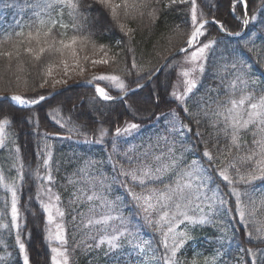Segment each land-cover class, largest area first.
<instances>
[{
  "label": "snow or ice",
  "instance_id": "obj_1",
  "mask_svg": "<svg viewBox=\"0 0 264 264\" xmlns=\"http://www.w3.org/2000/svg\"><path fill=\"white\" fill-rule=\"evenodd\" d=\"M15 2L0 0V7L12 8ZM160 3L161 0H83V3L81 0H30L26 6L34 9V19L27 23L16 21L11 28H0V60L7 61L6 70L11 73L4 82L5 86L0 88L5 93L0 96V149L7 152L5 162L10 161L7 169L0 164V192L7 194L0 201V237L5 232H15V244L23 264H31L22 238L27 226V218L22 213L26 209L20 205L27 178L17 138L9 131L14 121L3 106L21 112L29 109L23 120L33 124L38 132V116H34L31 109L54 97L55 93H26L36 92L45 86L55 89L57 85L67 84L74 71L83 75L89 63L92 68L108 66L119 55V52H113V48L124 44L122 38L116 39L114 45L98 42L96 32H85L88 18L93 19L101 35L119 29L129 37L130 43L135 29L124 21L148 17L154 24L161 19V9L157 7ZM183 4L189 5V19L185 21L187 31L180 25L175 26V31L184 39L171 59L158 67L145 69L133 56L131 68L126 66L124 71L128 76L135 75V79L126 81L118 74L98 72L84 81L94 88L100 100L119 101L127 110L137 112L138 109L129 102L131 97L149 86L146 81L155 83L162 69L179 67V83H182L183 89H180L179 83L171 86L169 103L182 109L188 123L178 118L175 108L170 110L166 116L165 131L168 135L158 137L168 146L167 151L153 154L155 166L145 163L134 168L118 167L114 160V155L119 152L120 139L137 133L141 127L139 123L124 121L122 125H115L113 132L101 125L96 129L95 136L90 138L89 133L69 125L62 118L57 119L61 128H67L69 139L77 135L84 137L82 143L85 144H106L109 137H114L112 151L107 155L114 175L108 177L104 172L94 174L95 165L102 161L85 160L78 170L82 183L76 179L68 181L76 187L66 208L61 195L55 191L54 172L58 169L53 163L54 148L47 139L59 134H43L45 142L37 153V168L29 173L36 186L35 195L29 196V202L34 200L38 205V218L42 220L43 239L51 252V264H70V225L73 233L87 230L85 237L95 242L87 247L103 248V255L110 257L114 264H185L181 260L182 250L195 239V230L223 223L218 220L223 215L233 220L238 217L248 242H256L254 246L239 248L242 264H264V247H260L264 245V221H256L254 210H249V204L255 203L253 193L256 182H264V76L260 79L255 76L257 65L264 68V43L258 45L256 39H249L245 31L256 22L257 16L249 13L247 0H230V13L239 20V28L232 29L226 22L215 17L208 19L202 11L198 12L197 0H167L163 7L179 11V5ZM238 5L242 8L238 9ZM65 10L71 23L63 20ZM209 26L215 28L216 35L209 31ZM69 28L71 35L67 32ZM218 36L242 38L244 43L228 39L221 47ZM259 39L264 41V37ZM232 43L237 46L230 47ZM127 51L134 50L128 47ZM178 55L183 56L182 63L186 67L172 64ZM25 56L35 62L33 67L36 68L38 81L34 80L31 85L27 75H21L27 63L23 59ZM97 56L99 58H95ZM57 64L62 66V75L68 79L53 77ZM209 69H215L224 91L221 93L219 89H214L217 96L209 98L207 108L201 104L200 110L193 111L189 102ZM0 81H3L2 75ZM100 82H104V86ZM13 87H23L25 91H14ZM112 88L118 91V95L111 94ZM152 97L153 104L158 106L161 99L159 91L154 89ZM204 119H207L213 132L209 134V139H205L204 133L197 127L194 135L204 144L200 152L196 144L186 145L191 140L189 133L193 132L189 125L194 123L199 126ZM248 132L253 136L251 148L247 147L243 135ZM221 135L227 141L224 148L218 146ZM178 145L182 149L179 154ZM233 149L236 150L235 155ZM241 149L246 151L241 154ZM128 150L133 149L130 146ZM195 152H200V155H194L186 163V154ZM13 170L15 175L6 174ZM219 181L225 183L227 194L221 191ZM113 185L123 189V193L115 198H111ZM238 185H243V190ZM229 195L235 198L234 212L229 204ZM128 204H131V210L125 215L124 208ZM261 204H264V199ZM80 205L87 207L80 210ZM69 215L70 220L67 219ZM250 223L257 224L254 233L248 228ZM144 228L158 235L159 241L155 236L146 237ZM218 231L221 233L218 241L227 240L231 244L228 229L218 228ZM28 238H31V233H28ZM222 255L223 250L218 249L214 255L203 257V264H220ZM8 256L7 251L0 254V264H7ZM200 259L194 256L191 264H200Z\"/></svg>",
  "mask_w": 264,
  "mask_h": 264
},
{
  "label": "trees",
  "instance_id": "obj_2",
  "mask_svg": "<svg viewBox=\"0 0 264 264\" xmlns=\"http://www.w3.org/2000/svg\"><path fill=\"white\" fill-rule=\"evenodd\" d=\"M29 2L30 0H16L15 6L12 8L0 7V28H11L14 26V22L16 21L27 23L30 19H34L35 17L32 15L34 9L26 6ZM247 2L250 14H254V7H261L260 12L262 17H257L256 22L250 24L246 30L248 38L256 39V43L259 45L264 43V41L259 39L260 37H264V7H262V5H264V1L247 0ZM81 3H83V0H81ZM166 3L167 0H161V3L157 5V7L161 9V19L157 20L154 24L148 19V17H144L143 19L137 17L134 21H124L135 29L130 43L129 37L124 36L119 29H115L112 32H105L101 35L93 19L89 17L85 23V32H96L95 39H97L100 43L114 45L116 39L122 38L124 40V44L119 48H113V52H119V55L116 57L114 63H111L108 66L96 67L98 68L97 70L88 71L84 76L73 77L70 79V84H76L80 81L89 79L92 76L91 72L94 71L118 74L126 81L135 79V75L128 76L124 71L126 66L131 68L133 56H135L137 63L144 66L145 69L158 67L166 56L174 52L182 45L184 37L175 31V26L180 25L184 31H187L185 21L189 19L188 4L179 5L180 10L177 11L173 9H165L163 5ZM197 4L199 6L198 12L202 11L208 19L215 17L218 20L226 22V24L232 29L239 28V21L235 20L230 13V0H197ZM240 8V5H238V9ZM237 12L240 13L239 10ZM63 20L65 23H71L70 18L67 15V10H65ZM57 30L63 31L62 29ZM209 31L212 32L213 35H216L215 28L209 26ZM67 32L68 35H71V28H69ZM218 39L221 40V47H223V44L228 39L240 40L241 44L244 43L242 38H227L218 36ZM236 46L237 45L235 43L230 45L232 48H235ZM128 47H131L134 51H127ZM89 55H91L90 50ZM182 57L183 56L177 57L172 61V64L177 66V63ZM23 59L27 63L25 64V72L21 75H27L29 84L31 85L34 80L38 81L36 68L33 67L35 62L31 61L27 56ZM6 64L7 61L0 60V75L3 76V81H0V88L5 86L4 82H6L11 75V73L6 70ZM58 67L61 68V66L57 64L56 69ZM87 67L88 69L91 67L90 63ZM13 71H15L14 66ZM175 71L176 67L164 68L159 73L158 79L155 83H151L148 87L131 97L129 102L138 109L137 112L127 110L126 106L121 102L113 103L100 101L96 98L92 89L88 87L71 88L64 93L58 94L50 100L45 101L38 107L31 109L32 114L34 116H38V132L34 128L33 124L26 123L23 120L25 112L29 111V109H25L24 112H21L17 111L15 108H9L7 105H4L3 110L9 113L10 117L13 118L14 121L9 131L14 133L17 138V144L20 148V156L25 167V173L33 172L37 168V153L41 151L45 142L43 134L58 133L59 135L65 136V138L51 139L47 137V139L54 148L53 163L54 167L58 169L54 172L56 178V184L54 186L55 191L59 192L61 195L66 208L68 207L67 202L71 193L76 187L75 185L69 184L68 181L69 179H76L82 183L78 170L82 167L85 160H95L98 162L102 161V163H97L95 165L93 169L94 174L104 172L108 177L114 175L112 166L107 160V155L112 151L111 141L114 137H109L106 144H85L82 143L84 137L77 135H72L71 139H69L67 137L70 134L68 133L67 128H61L56 122V120L60 118H62L69 125L78 127L82 132L89 133L90 138L95 136L96 129H98L101 125L108 128L110 132H113L114 126L117 124L122 125L124 121L139 123L142 131H140L131 142L127 140L122 142L119 141V152L114 155V160L117 162L118 167L123 165L125 168H134L145 163L153 164L154 160L152 157L153 154H156V152L152 149L140 148L141 146L138 145V142L145 139V135L143 133L149 131V127L154 122L156 117H160L164 114L166 115L172 108H175L179 114L178 118L184 123H188L182 109L177 108L175 104L169 103L168 92L171 90V86L173 85ZM28 73L31 74L28 75ZM224 75L227 74L225 73ZM255 76L257 79L262 78V76H264V68L257 65L255 69ZM100 84L101 86H104L103 83L100 82ZM59 88L61 87L52 89L50 86H45L43 89H37L36 92L28 91L26 94H47ZM154 89L159 91L161 98L158 106L154 105L152 102V92ZM214 89H219L221 93L224 91L223 85H221L219 78L215 75V69H209L203 76L202 83L198 86V89L195 90V94L189 102L190 109L193 111L200 110L201 104L207 108V101L209 98L211 97L214 99L217 96V92L214 91ZM13 90L21 93H24L25 91L23 87L19 89L13 87ZM4 94V92L0 91V95ZM111 94L114 96L117 95V93L113 92L112 89ZM145 95L147 96V100L143 99ZM221 99H225V97L221 96ZM57 113H59V116H57ZM189 127L193 129V132L189 133L191 140L186 146L196 144V146L200 149V152H202L204 144L199 142V138H197L194 133L197 127H199L200 131L204 133V138L209 139V134L213 132V129L209 126L207 119L202 120V123L199 126L193 123L190 124ZM243 135L244 140L247 141V147L251 148L253 146V136L251 135V132L244 133ZM138 137L139 139L136 140ZM218 139V146L220 148H224L227 143L226 139L222 135ZM130 143L133 144L132 151L128 150ZM179 151H177V154H179ZM245 151L246 149H241V154ZM200 152L187 153L185 162H190L194 155H200ZM233 154H236L235 149H233ZM5 161H7V152L0 149V164L7 169L10 161ZM43 171V168H41L42 173ZM6 174L8 173L6 172ZM25 176L27 178V182L24 184L21 192L20 205L22 209H26L22 214L27 218V226L22 238L25 240L31 264H51L50 251L43 239L42 220L38 218V205L34 200L30 203L28 199L29 196L35 195V181L32 180L29 175L25 174ZM219 183L221 191L227 194L228 189L225 186V183L223 181H219ZM158 186L162 187V185ZM238 187H240L241 190L244 188L243 185H238ZM135 190L140 191L139 188H136ZM122 193L123 189H121L118 185H113L111 198H115L116 195H120ZM6 195V193L0 192V201L4 200ZM23 195L25 197H23ZM253 198L255 203L249 204V210H254L256 221H264V204H261V200L264 199V182H256ZM228 199L234 212L235 198L229 195ZM86 207V205L79 206L80 210H85ZM130 210L131 204H128L124 208L125 215H127ZM67 219L70 220L71 216L69 215ZM218 220L223 223H218L216 226H205L195 230V239L189 242L182 250L181 260L184 261L185 264H191L194 256L201 258L200 264H203L202 258L214 255L218 249L223 250V255L220 258V264H238V261L242 264L240 259L242 254L240 253L239 248L254 246L256 242H248L244 227L238 223V217L233 220L227 215H223L219 217ZM256 227V223H250L248 225L249 230L253 231V233L255 232ZM218 228L228 229L227 235L232 237L231 244H229L227 240L223 242L218 241V237L221 235ZM86 231L87 230H79L73 233L72 226H69L68 247L72 250L70 264H114L110 257H105L103 255V248L95 249L94 247H87V245L94 244L95 242L85 237ZM28 233H31L30 239L28 238ZM233 233H235L234 236ZM143 234L146 237L155 236L157 242L159 241V236L147 228L143 229ZM260 247H264V245H260ZM38 250L40 253L37 252ZM162 250L163 249H161V251ZM5 251L9 254L7 264H23L22 257L19 256L18 247L15 244L14 231L11 234L5 232V234L0 237V254H3Z\"/></svg>",
  "mask_w": 264,
  "mask_h": 264
},
{
  "label": "rangeland",
  "instance_id": "obj_3",
  "mask_svg": "<svg viewBox=\"0 0 264 264\" xmlns=\"http://www.w3.org/2000/svg\"><path fill=\"white\" fill-rule=\"evenodd\" d=\"M167 57V56H166ZM165 57V58H166ZM95 58H99L98 56L97 57H95ZM183 57L181 58V60L177 63V66H185L186 67V65H183ZM98 68H92V67H90L87 71H85V73H87L88 71H93V70H97ZM178 72H179V67H176V71H175V78H174V80H173V85H177L178 83H179V81H180V78L178 77ZM85 73L83 74V75H79L77 72H73L72 73V75L73 76H71V78L70 79H72L73 77H81V76H84L85 75ZM94 73H98V71H94V72H91V75H93ZM53 77L54 78H56V79H60V78H64V79H68L67 77H63V75H62V66H61V68H57L55 71H54V73H53ZM70 79H68V83L67 84H63V85H57L56 87H61V88H59V89H57V90H60V89H63V88H65V87H70V88H68L67 90H69V89H71V88H74V87H72V85H74V84H70ZM72 81V80H71ZM84 81V80H83ZM82 81V82H83ZM79 83V82H78ZM101 83H103L104 84V82H101ZM151 84V83H150ZM149 84V85H150ZM172 85V86H173ZM179 87H180V89L182 90L183 89V85H182V83H179ZM146 88V87H145ZM144 88V89H145ZM57 90H55V91H57ZM66 90V91H67ZM54 91V92H55ZM66 91H64V92H66ZM112 91L113 92H116V93H118V91L115 89V88H112ZM63 92V93H64ZM143 99L144 100H147V96L145 95L144 97H143ZM166 116H167V114L165 115H162V116H160V119L159 120H157V119H155L154 120V122L150 125V127H149V131L148 132H145V133H143L144 135H145V139L144 140H142V141H139L137 144L139 145V146H141L140 148H142V149H145V148H148V149H152L153 151H155L156 152V154H160V153H162V152H166L167 151V145H165V143L162 141V140H160V139H158V137L159 136H167L168 135V133L165 131V129H166V127H167V120H166ZM171 117H168V119H170ZM140 131H142V129L140 128V130L137 132V133H135V134H133L132 136H130V137H126V138H121L120 139V141L122 142V141H124V140H127V141H129V142H131V141H133L134 140V138L136 137V135L137 134H139V132ZM139 139V137L136 139V140H138ZM169 139H171V137H169ZM130 146H131V148H132V146H133V144L132 143H130ZM179 150H181L180 148H179V145L177 146V151H179ZM153 166H155V161H154V163L152 164ZM8 174L7 175H15V171L13 170L12 172H7ZM29 173L30 172H27V173H25L26 175H29ZM23 197H25L24 195H23ZM28 199H29V197H28ZM49 250V249H48ZM50 251V250H49ZM37 252H39V250L37 251ZM40 253V252H39ZM50 256H51V252H50ZM50 263H51V257H50Z\"/></svg>",
  "mask_w": 264,
  "mask_h": 264
},
{
  "label": "water",
  "instance_id": "obj_4",
  "mask_svg": "<svg viewBox=\"0 0 264 264\" xmlns=\"http://www.w3.org/2000/svg\"><path fill=\"white\" fill-rule=\"evenodd\" d=\"M176 52V51H175ZM175 52H173V53H171L170 55H168L165 59H164V61L161 63V65L166 61V60H169V59H171L172 58V56L175 54ZM146 84H150L149 82H145ZM82 84H84V83H80V84H77V85H74V86H80V85H82ZM74 86H72V87H74ZM68 88H70V87H65V88H63V89H60V90H57V91H55L54 93H55V95L54 96H56V95H58V94H60V93H63L64 91H66ZM93 88V87H92ZM94 89V88H93ZM53 98V97H52ZM49 99H51V98H49ZM48 99V100H49ZM47 101V100H46ZM45 102V101H44ZM43 103V102H42ZM41 103V104H42ZM40 105V104H39ZM39 105H36V106H39ZM35 106V107H36Z\"/></svg>",
  "mask_w": 264,
  "mask_h": 264
},
{
  "label": "bare ground",
  "instance_id": "obj_5",
  "mask_svg": "<svg viewBox=\"0 0 264 264\" xmlns=\"http://www.w3.org/2000/svg\"><path fill=\"white\" fill-rule=\"evenodd\" d=\"M264 1V0H263ZM241 8H242V6H240ZM261 7L260 6H258V7H254V14H256L257 15V17H262V15H261ZM240 15V13L239 12H237V16H239ZM232 17H233V15H232ZM234 18V17H233ZM235 20H237V21H239L238 19H236V18H234ZM249 27V26H248ZM247 30V29H246ZM245 30V31H246Z\"/></svg>",
  "mask_w": 264,
  "mask_h": 264
}]
</instances>
